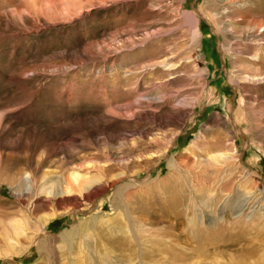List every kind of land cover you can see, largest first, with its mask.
<instances>
[{
	"label": "rangeland",
	"instance_id": "rangeland-1",
	"mask_svg": "<svg viewBox=\"0 0 264 264\" xmlns=\"http://www.w3.org/2000/svg\"><path fill=\"white\" fill-rule=\"evenodd\" d=\"M251 1L0 0V247L13 223L22 241L0 264H264V218L236 224L225 204L264 189V0ZM191 8L206 15L196 41ZM209 87L219 102H201ZM230 148L236 164L206 161ZM72 174L96 182L45 192Z\"/></svg>",
	"mask_w": 264,
	"mask_h": 264
},
{
	"label": "bare ground",
	"instance_id": "bare-ground-1",
	"mask_svg": "<svg viewBox=\"0 0 264 264\" xmlns=\"http://www.w3.org/2000/svg\"><path fill=\"white\" fill-rule=\"evenodd\" d=\"M25 1L29 3V1H31V0H25ZM220 1H222L223 4H226L228 2H229V4L230 3H234L238 7L246 6L248 4L253 3L251 0H220ZM205 2H208V0H205ZM36 7L38 9H40V10H48V9L51 8V5L44 3V4L37 5ZM221 7H223V10L220 11V13L221 14L222 13L225 14V10H226V8H228V6L222 5ZM207 8H208L209 13H210V14L207 13V15L210 16V18L213 20V22L217 21V18L215 17V14L213 13L212 8L210 6L207 7ZM66 10H67V8H65V7L60 8L59 15H61V16L67 15L68 12H66ZM182 16H183L185 22L187 23V26H189L188 31H189V34H190L191 41H196L198 38H200L202 36V30H201V18L202 17L201 16H205L206 17V15L205 14L203 15V13L201 15L199 12H197L196 10H192V8H191V10L184 9L183 12H182ZM262 27H264V24L263 23H259L258 25H256L254 27L256 29V33H253V38L254 37H257L258 35H260L261 33H263V32H260L259 34H257V32H259L260 28H262ZM246 38H248V37H246ZM250 39H251V37H250ZM223 49H224V47H223ZM161 64L162 65H164V64L167 65L168 62H165L164 61ZM174 73H175L174 70L173 71L169 70V71H166V74L165 75L168 76V75H170V74L172 75ZM239 73H242V71H240ZM263 78H264V76L263 77H260V78H257V79L259 80V79H263ZM241 79L244 80V81L250 80L252 82H253V80H256L254 78L246 77V76L245 77H242ZM230 80L233 82V85H234V87L236 89L239 86V85L237 86V84H238L237 83L238 82V78H237V80H235V79L234 80L233 79H230ZM201 89H202V92H203L205 89H207V86L206 85H203V86H201ZM202 92H201V94H200L199 97L202 96ZM219 96H217V94L214 95V90L211 87H209L208 95L204 96L202 98L201 102L202 101H207V103L219 102L220 101V97ZM193 101L194 102H192L190 104L191 106L194 105L195 103H200V102H198L199 100H197V99H194ZM238 110H239V112L241 111V113L244 116H246L248 114V112H247L248 111V107L245 104H243V102L241 101V99H240V101L238 103ZM216 152L217 151H215L212 154H209V157H207L206 161L212 162V163H214L216 165H220L221 162H224L228 157H231V158L234 159V164H236L237 161L239 160V158L235 154L236 152L233 153V149L232 148H230V151L229 152H226V153H218V154H215ZM176 163H177V161L170 160L169 161V166L171 168H173ZM244 170H245V167H244ZM242 173H243V171L240 172L239 174H242ZM94 180L95 179H89V178H87L86 180H82V179H80V177L78 175L72 174L70 176H67L64 179V181H62L64 186H62L60 188L59 192H57L56 190L54 191L53 188L52 189L51 188L50 189H47L45 192H47L49 194H52V196H54V195H56L58 193L60 194V196L62 194L65 195L66 192H69V191H72V190H76L78 192H81L83 190L85 191L86 189L91 188V185L94 182H96V180L95 181ZM239 180L246 181V182L252 181L251 179H246V178L239 179ZM239 180L237 181L238 184H237V182L234 183L236 185V190L240 189V190L243 191V189H244L243 187L245 185V182H242V181H239ZM32 184H35V182H32V181L28 180V183H27V186L26 187H28V189H31L33 187ZM161 185H162V187H160V184H159V186H158V184H155V185L150 186L149 187V189H150L149 195L151 197L153 195L151 193V188L152 187L155 188L156 190L163 189L164 185L163 184H161ZM99 190L100 189H98V191ZM196 192L197 191H195V193ZM198 192H200V191H198ZM207 193L210 196V193L209 192H207ZM116 194L120 195L121 196L120 198L122 199L123 196L121 195L120 192H117ZM263 194H264V189H261L258 193H256L253 196H252L251 192H244V194L242 195V198H236V199H232V200L230 198H228L227 201L225 202V204H228L229 205V208L233 211L232 212V220H233V222H235L236 224H242L243 222H248L249 224H251L253 226H259V219L264 218V199H263ZM244 204L247 205L246 208H243ZM190 209H191V207H189V210ZM173 210H174V208H173ZM206 215L207 214H205L204 212H201L199 214V216H198L197 222H201L202 223L203 218L206 217ZM54 216H56L55 213H50L49 215L40 216L41 217L40 218V224L41 223L48 222ZM25 220L27 221V218ZM87 220H84L83 223H87L89 221V220L88 221ZM96 220L97 219H95V221ZM212 222H213V220H212ZM91 223H92V221H91ZM188 223L190 225H193L192 217H189L188 218ZM21 224L22 225H25L24 219H23V221H21ZM18 225L19 224H14L13 223V225H12L13 226L12 231H7V233L9 234V236L7 234V237L6 238L4 237V239H2L4 248L3 247H0V253H2L4 250H6L5 254L6 253L8 254L10 251H15L16 248H17V245H22L21 244L22 241L19 238V236H20V227L21 226H18ZM196 227H197L196 224L194 226L189 227L191 229L190 232H193V230L196 232ZM17 228H18V230H17ZM79 229H80V227H77V228L71 229V230L66 229V231L69 232L70 234H73L75 236L78 233V230ZM30 232H32V231H30ZM208 232H209V230L207 229L206 234H208ZM208 235H210V234H208ZM207 239L208 238H206V242H208ZM43 248L46 251L48 250V248H45V247H43Z\"/></svg>",
	"mask_w": 264,
	"mask_h": 264
}]
</instances>
